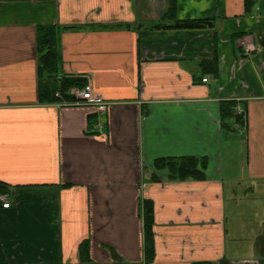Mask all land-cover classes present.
<instances>
[{
    "label": "crops",
    "instance_id": "obj_1",
    "mask_svg": "<svg viewBox=\"0 0 264 264\" xmlns=\"http://www.w3.org/2000/svg\"><path fill=\"white\" fill-rule=\"evenodd\" d=\"M67 79L107 109L54 100ZM184 157L204 179L156 167ZM5 194L0 264H264V0H0Z\"/></svg>",
    "mask_w": 264,
    "mask_h": 264
},
{
    "label": "trees",
    "instance_id": "obj_2",
    "mask_svg": "<svg viewBox=\"0 0 264 264\" xmlns=\"http://www.w3.org/2000/svg\"><path fill=\"white\" fill-rule=\"evenodd\" d=\"M202 24V21H185L179 24V27H198ZM56 32L53 30L41 31L39 36V53L41 55V69L47 71L48 73L55 74L57 72L58 65V52L56 50ZM64 84L60 93L62 96H66V100H73L74 97L70 95H65L66 90L70 89L72 86H79V88H84L86 83L79 80H64ZM55 92L53 94L54 100L58 98L55 97ZM61 100V99H60ZM230 106V107H229ZM224 109V116L234 115V103H229ZM237 120H239V117ZM242 120V119H241ZM239 123H242V121ZM205 160L195 157H184L180 159H159L156 161V167L161 169H167L170 173L171 180H181L185 181L187 179H204L205 178ZM147 205V203H146ZM148 206V205H147ZM146 208V206H145ZM153 225H154V211L152 208L145 209V250L146 253L152 256L154 254V239H153ZM198 264H208V263H198Z\"/></svg>",
    "mask_w": 264,
    "mask_h": 264
},
{
    "label": "built area",
    "instance_id": "obj_3",
    "mask_svg": "<svg viewBox=\"0 0 264 264\" xmlns=\"http://www.w3.org/2000/svg\"><path fill=\"white\" fill-rule=\"evenodd\" d=\"M242 47L244 48V56L250 57L258 51L257 45L254 42L243 41ZM207 82V79H204ZM71 96H73L78 105L85 104L89 106L96 107L99 111H105L108 107V103L105 99L95 92V89L91 83L85 85L84 88L75 87L70 91ZM55 97L62 99V93L57 92ZM240 113L243 112L242 109L239 110ZM0 205L2 209L9 210L12 207V201L8 194L0 195Z\"/></svg>",
    "mask_w": 264,
    "mask_h": 264
},
{
    "label": "rangeland",
    "instance_id": "obj_4",
    "mask_svg": "<svg viewBox=\"0 0 264 264\" xmlns=\"http://www.w3.org/2000/svg\"><path fill=\"white\" fill-rule=\"evenodd\" d=\"M148 207H149V208H152L153 211H154V207H153V206H149V205H148ZM154 238H155V237L153 236V239H154Z\"/></svg>",
    "mask_w": 264,
    "mask_h": 264
}]
</instances>
